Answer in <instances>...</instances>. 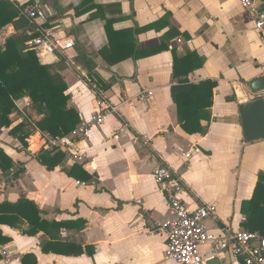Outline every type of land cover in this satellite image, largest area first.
Here are the masks:
<instances>
[{
    "label": "crops",
    "instance_id": "0c3cea01",
    "mask_svg": "<svg viewBox=\"0 0 264 264\" xmlns=\"http://www.w3.org/2000/svg\"><path fill=\"white\" fill-rule=\"evenodd\" d=\"M30 1L20 0L21 4ZM33 1L48 10H44L46 29L75 42L69 59L53 66L68 85L70 105L79 112L81 124L95 112L98 95L90 89L88 71L76 58L80 49L98 55L109 42L105 21H89L96 11L76 14L83 2L120 4L122 14L107 15L116 19V31L155 24L139 35L141 51L160 46L171 29L181 36L169 43L168 51L112 67L100 56L96 58L100 75L114 83L102 97L120 106V115H111L103 125L72 139L69 149L82 154V162L69 161L63 152V166L48 171L34 157L47 150L45 133L35 131L29 153L18 151L12 138L0 136V148L15 163L10 171L0 170V204L25 199L34 202L48 222L86 221L83 230L63 229L62 240L96 250L94 257L44 253L49 240L44 233L31 237L24 234L26 224L21 229L0 225L2 236L9 240L0 244L9 252L8 257L0 256V264H23L26 255H34L38 264H176L165 259L164 225L173 218V211L153 176L161 163L181 176L186 186L181 198L189 208L214 209L207 222L211 233L220 234L223 228L245 231L243 202L253 197L259 175H264V140L244 142L238 110L242 101L234 90L239 86L249 100L255 98L247 84L264 76V35L255 29L252 13L238 0ZM256 6L264 12V0H256ZM15 34L14 26L9 25L6 33L0 34V45ZM174 47L181 55L196 52L204 60L203 67L189 76L191 83L212 80L218 84L212 121L202 122L204 133L189 135L179 125L171 95L177 83L173 77ZM27 54L23 52V56ZM145 90H151L152 96L141 101L139 95ZM16 104L24 115L18 121L27 118V130H33L41 116L27 98ZM183 152L192 153L189 165ZM76 165L90 176L87 181L82 172L78 178L69 176Z\"/></svg>",
    "mask_w": 264,
    "mask_h": 264
},
{
    "label": "trees",
    "instance_id": "16d2710c",
    "mask_svg": "<svg viewBox=\"0 0 264 264\" xmlns=\"http://www.w3.org/2000/svg\"><path fill=\"white\" fill-rule=\"evenodd\" d=\"M28 6L35 7L31 0ZM96 11L89 18V21L102 19L106 23L108 45L103 47L97 54H88L80 49L76 61L81 63L88 71V84L99 98L101 93L112 89L113 81H106L98 72L96 58L100 56L109 66H115L128 59H140L150 57L169 50V43L181 36V33L171 29L163 37L160 46L148 51H141L138 47V37L144 32L152 30L155 24L132 29L116 31L114 24L116 19H108L107 15L116 16L122 14L120 4L108 6L94 5L85 1L76 9L78 16L88 12ZM9 25H13L16 34L6 40L5 45H0V136L13 139L19 147L20 152L29 153V140L36 129L27 130L30 123L27 118L19 122L18 117L24 118L19 111L17 102L22 99H29L31 107L40 116L41 120L35 122L39 131L49 135L51 138H62L72 134L82 120L75 107L70 105V96L67 94L68 85L64 77L54 66H43L40 64L35 52H28L23 56L25 43L30 39L26 31L33 29V26L20 16L19 10L10 0H0V32ZM48 28L49 25H44ZM173 54V77L177 81L172 86L171 95L178 111L180 127L189 135L204 133L203 121H212V109L214 106L215 90L217 82L212 80L193 84L189 76L203 67L204 60L196 53L188 51L185 55L178 52L174 47ZM16 117L13 118V116ZM35 159L48 171H55L63 166L66 155L59 150H43ZM15 167L12 158L0 148V170L10 171ZM82 172L83 179L87 181L90 176L83 172L82 168L76 165L68 172L70 177L78 178ZM22 173V172H20ZM242 214L246 217L243 228L245 231L258 232L264 236V175H259V180L254 190L253 197L244 201ZM43 212L38 206L29 200L22 199L17 203L0 204V225H7L15 229H21L22 224L28 225L24 234L36 236L44 233L48 242L43 247L44 253H55L64 256L80 257L87 254L94 257L95 247L63 241L61 231L63 229H79L86 227V221L75 222H48L42 218ZM9 242L0 232V244ZM23 264H38L34 255H26Z\"/></svg>",
    "mask_w": 264,
    "mask_h": 264
},
{
    "label": "built area",
    "instance_id": "2783aa9c",
    "mask_svg": "<svg viewBox=\"0 0 264 264\" xmlns=\"http://www.w3.org/2000/svg\"><path fill=\"white\" fill-rule=\"evenodd\" d=\"M240 5L249 10L255 18V29L264 35V12L258 10L256 0H238ZM33 29L26 31L30 39L25 43V51L35 52L41 65L53 66L62 60H68V53L75 48L71 38L58 37L43 24L47 21L44 9L39 6L21 4L20 0H10ZM101 93L95 112L88 121L83 122L69 136L51 138L45 134L47 150H59L68 155L71 162H82L84 156L72 152L69 147L73 138L82 136L90 128L103 125L111 115H120V106L114 105ZM152 96L151 90L142 91L139 99L144 101ZM24 113V112H23ZM33 128L39 131L33 123ZM192 153H182L186 164H190ZM156 183L165 193L173 218L166 222L167 235L165 259L176 264H209L214 259L225 262L226 254L234 264H264V236L258 232L233 231L223 228L220 234H213L207 228L208 220L214 216L212 207L189 208L181 196L186 186L181 176L165 163L158 164L153 171ZM0 256L8 257L9 252L0 245Z\"/></svg>",
    "mask_w": 264,
    "mask_h": 264
},
{
    "label": "water",
    "instance_id": "95a60500",
    "mask_svg": "<svg viewBox=\"0 0 264 264\" xmlns=\"http://www.w3.org/2000/svg\"><path fill=\"white\" fill-rule=\"evenodd\" d=\"M7 29L8 26L0 34L6 33ZM247 85L250 92L256 95L255 98L249 100L239 86H236L234 90L237 100L242 101V104L238 106V110L243 139L246 144H250L264 140V76L249 81ZM209 264H231L230 255L226 254L225 262L214 259Z\"/></svg>",
    "mask_w": 264,
    "mask_h": 264
},
{
    "label": "rangeland",
    "instance_id": "374dc122",
    "mask_svg": "<svg viewBox=\"0 0 264 264\" xmlns=\"http://www.w3.org/2000/svg\"><path fill=\"white\" fill-rule=\"evenodd\" d=\"M44 10L48 12V10L46 8H44ZM62 65H64V64H62Z\"/></svg>",
    "mask_w": 264,
    "mask_h": 264
}]
</instances>
